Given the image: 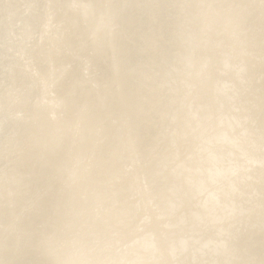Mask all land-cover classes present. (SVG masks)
Returning a JSON list of instances; mask_svg holds the SVG:
<instances>
[{
  "label": "bare ground",
  "instance_id": "1",
  "mask_svg": "<svg viewBox=\"0 0 264 264\" xmlns=\"http://www.w3.org/2000/svg\"><path fill=\"white\" fill-rule=\"evenodd\" d=\"M46 183L45 207L117 232L88 259L260 264L261 0H0V264L53 259L7 243Z\"/></svg>",
  "mask_w": 264,
  "mask_h": 264
},
{
  "label": "snow or ice",
  "instance_id": "2",
  "mask_svg": "<svg viewBox=\"0 0 264 264\" xmlns=\"http://www.w3.org/2000/svg\"><path fill=\"white\" fill-rule=\"evenodd\" d=\"M261 4L264 5V0H261ZM177 7L184 9L186 6L179 4ZM101 19L106 20L112 32L119 27L108 13H102ZM61 177L65 183H72L75 179L71 173L56 170L52 181H59ZM50 192V183L37 186L32 198L16 213L9 224L7 243L14 250H31L53 259L11 261L6 264H125L119 261L88 259L87 257L97 251L111 248L118 243L117 232L112 231L110 235L104 237L85 232L79 226L80 213L74 208L60 202H53L45 207V197ZM207 199L219 205L220 196L217 193H209ZM30 214L38 215L40 222L28 228L24 225V218ZM126 264H132V262H126ZM233 264H253V262L235 261ZM260 264H264V260H261Z\"/></svg>",
  "mask_w": 264,
  "mask_h": 264
}]
</instances>
